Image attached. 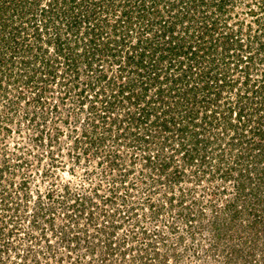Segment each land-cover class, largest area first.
<instances>
[{
    "label": "rangeland",
    "instance_id": "1",
    "mask_svg": "<svg viewBox=\"0 0 264 264\" xmlns=\"http://www.w3.org/2000/svg\"><path fill=\"white\" fill-rule=\"evenodd\" d=\"M0 1L7 5L0 16V189L9 194L6 202L0 201V264H264V176L257 174L263 173L264 161L255 170L249 167L251 185L246 164L233 169L228 180L224 176L241 151L232 143L242 130L238 108L246 104L253 129H258L259 119L264 126L263 0H228L222 13L218 0L196 1L220 22L222 32H233L241 40L229 54L217 48V55L231 56L235 66L234 61L241 60L228 80L237 82L235 90H223L218 109L234 108L237 114L228 121L238 126L235 131L222 118L218 126H200L204 115H199V126L190 123L187 136L196 133V139L201 138L198 147L206 162L199 158L187 167L175 153V164L163 175L144 161L148 152L135 150L140 145L129 134L148 131L143 125L135 128L132 120L143 114L144 103L136 106L120 95L109 111L104 106L119 84L134 75L123 73L117 82L120 65L147 51L148 44L166 43L157 36L161 24L176 23L183 0H157L159 16L142 13L138 0H81L85 3L76 11L85 21L81 31L70 30L62 0L56 8L54 0H35L37 7L27 6L20 14L13 0ZM144 1L154 6L152 0ZM174 3L178 6L169 14ZM114 4L116 16L108 11ZM129 10V27L122 22L115 32L116 20ZM200 15L183 23L191 33ZM184 30L178 24L175 34ZM93 32L99 39L96 46L89 42ZM115 41L121 43L120 65L102 52L105 43L114 48ZM68 58L76 66L71 72ZM247 76L252 87L249 99L242 101ZM248 136L254 138L253 133ZM196 139L190 143L187 137L189 147L194 148ZM159 143L149 150L152 158L172 155L173 149H162ZM116 158L123 166L112 171ZM175 165L184 171L180 179L172 176ZM126 170H133L129 179ZM240 184L246 188L241 197ZM53 190L54 199L47 198ZM49 217L55 220L52 224Z\"/></svg>",
    "mask_w": 264,
    "mask_h": 264
},
{
    "label": "trees",
    "instance_id": "2",
    "mask_svg": "<svg viewBox=\"0 0 264 264\" xmlns=\"http://www.w3.org/2000/svg\"><path fill=\"white\" fill-rule=\"evenodd\" d=\"M36 1L33 0L32 4H29L30 0H13V7H15L14 11L17 10V12L20 14L19 10H24L27 6L33 5L37 7L38 5ZM54 1L55 3L57 2V4H55L56 8L58 7L60 0ZM138 1L140 2V4L137 5L138 8L139 6H141L140 8L142 9V13H153L156 16H159L161 14V12H159L157 8V0H152L154 6L151 7H148L144 0ZM196 1L198 0H193V2L191 0H183L180 3L182 12H177L178 14L176 13V23L174 25H167L168 22L161 24L162 32L157 36L160 37V39H167L165 44H160L162 46H165L164 48H160V45L158 46V44L156 43L148 44L147 46H149V49L147 51H140V53L137 52L135 55L129 56L124 62V66H122V64L120 65L123 57L118 54L121 53V51L118 49L121 43H119V41H115L116 46L114 45V48H111L109 46L110 42H107L105 44L103 42L105 47H107V49L105 47L102 48V52H104L103 54L105 55V57L108 58V60L114 61L113 63L116 62L120 65V75H118V80L116 81L118 82L121 79H124L123 73L131 72L132 74H134L127 83L123 82L124 84H119V91L116 93L113 92L112 96H110V100L106 102L108 106H104V111H109V109L114 106L115 101L120 95L123 97V100L127 99L129 102L134 103L136 106L140 105L142 102L144 103V107L142 109L143 114H140L139 118H137L136 116L133 117L132 120L134 121L133 123H135V128L143 125V127L147 128L148 133L146 132L143 136L138 135L137 133L129 132V134L135 137V144L140 145L136 147L137 149L135 150L145 149L148 152V155L146 156V158H144V161H146L149 166L152 165L153 169H157V171L159 170L158 172L160 173V175H163L164 173L167 174L170 168L173 167V165L175 164L174 160L176 158L175 153H180L182 155L184 166L187 167L194 164L199 158L202 159V162H206L205 155H202L200 153V149L198 147V144L202 141L201 138L196 139V137L198 136V134L196 133L187 136L188 130L191 127L190 123L193 124V127L199 126V122L197 120V117L199 115H204V122H202V124L200 123V126L207 123L210 125H215L216 123V125L218 126L220 125L219 119L222 118L223 120H225V122H227L229 118L236 113L234 112V108H229L228 110L222 109L219 111L218 109H221L219 101L222 98L223 90H235L234 86L237 85V82L235 81L234 83H230V81L228 80H231L233 73L239 69V66L237 64L240 63L241 60L240 58L236 60L234 59V62L236 64L235 66L233 63H231L230 60V55L232 53L229 55L230 57H227V55L219 57L217 55V48L222 47L224 52L226 54H229L230 52L234 51V48H237L235 46L241 44V40L233 32H227L226 34L225 32H222V28L219 27L220 22L216 19H213V16L206 14L209 10H203V7L200 8L201 5L199 3L198 5ZM218 1L219 2H215L217 5V10L222 13V10L226 5V1L228 0ZM62 2L63 4L65 3L67 5L66 7L64 6L62 10L64 14H67L66 16L71 19V22L69 23L70 30L76 28L78 30L80 29L81 31L82 24L83 22L85 23V21H83L82 18L78 16L79 14H76V11L79 12L80 9L78 8L83 6L82 4L85 2H81V0H62ZM106 2L109 1L99 0L98 3L96 2V4H102ZM201 2L204 1L201 0ZM215 3H213V5H215ZM59 5H61V3ZM70 5L77 6V9L72 6L69 7ZM6 6V2L0 1V16L2 17L4 15ZM49 6H52V3H50ZM110 6L112 8L108 11H110L113 16H116V12H118V10L116 9L117 7L115 6V4L113 6ZM177 6L178 4H172L168 9V13H172ZM199 8L202 10H200ZM262 8L264 10V4ZM41 11L43 13H46V10L44 8H42ZM130 12V10L123 12V17L119 20H116L115 24L113 25L115 32L117 31L118 26L122 27V25L120 24L122 22L123 24H127V26L129 27L130 24L128 23V21L132 19ZM191 13H193L192 16ZM201 13L202 15L199 16V18L201 19L200 24L196 25L194 32L191 33L190 28L183 25V23H185L186 19L191 22L194 17H197V14ZM161 17L163 18V16ZM161 21L164 20H159V23H161ZM150 24L151 26L154 25V23ZM178 24H181V26L185 28V30L182 31V33L179 32L175 34V29ZM131 25H133V23H131ZM128 27L127 29H129ZM39 28L40 27L36 25L35 34L37 37L40 36ZM94 32L93 34L95 36L92 37L89 42L94 43V45L96 46L98 44V35ZM183 32L184 35H187V37L182 35ZM190 33L192 36H188V34ZM68 46H70V44H68ZM97 54L98 52L93 53V57L91 56L90 59L91 62L96 59ZM138 55H140L139 58ZM88 58L89 56L87 57V60ZM148 58L150 59L148 60ZM71 60V58H68L67 66L70 70L69 72L76 69V66L73 64L74 60ZM103 60H105V58H103ZM231 65L235 66V68H232ZM106 77L107 75L104 76V79ZM99 81H102V79H99ZM243 83H245L247 94L243 95L240 98L242 101H244V99H249V96L247 95L250 91L249 88L252 87L250 85V77L247 76L246 81ZM262 88L264 89V85L262 86ZM263 89L260 91L261 95L264 91ZM153 90L154 94H151ZM112 97L114 99L113 102L111 101ZM212 108H215L216 111L211 110ZM238 109V118L240 123L239 126H242V130L241 132H237V140H235V138H232V143L234 147L240 146L241 151L235 156V161L233 162L235 163V166H232V168H225L224 176L226 177V180H228L229 178L233 177L231 174L233 169L235 170L238 165L246 164L248 170L247 172H249L247 178L249 184L251 185L253 181L251 180V168L249 167L252 166V170H255L264 161V126L260 122L261 119H259L258 122L260 124L258 126V129H253V127L249 125L250 123L255 122L251 120L253 118L248 117L246 112V104H242ZM259 111L260 109H257V112ZM246 116L248 117V121L245 120ZM154 117L156 118L154 120H151ZM241 120L246 121V124L242 125ZM228 123L227 124L229 125V127H232L233 129H235V131H237L236 129L238 125L233 124L231 121H228ZM112 125L116 126L117 123H112ZM250 133H253L254 138L248 136V134ZM187 137L188 139L190 138V140L188 141L190 143H192L194 138L196 139V144L193 143V145L195 144L194 148L189 147V144L186 141ZM159 138H161L162 140H158ZM175 140L178 141L177 144L175 143ZM159 142H161V144ZM158 143L161 145L162 149H164L166 146H169L171 149H173L174 152L172 153V155L167 158V156H164L163 153H158L154 158H152L149 150L153 145H156L157 147ZM132 157L136 159L137 156L132 155ZM156 158L157 160H161L160 163H157ZM110 165V170L112 171H115V169L123 166V164H120V158H116L115 161L111 162ZM221 169L222 168L219 167L217 171H221ZM174 170V175L172 174V176L174 177V179H180V177L184 174V171H180L177 165L174 166ZM241 171L242 169L240 170V172ZM126 172L127 173L125 175V178L129 179V174L133 172V170H126ZM257 174L263 177L264 171L261 174ZM2 178L3 177L0 176V182H2ZM122 182L125 181H121L120 183ZM135 183L136 182H133L132 185H136ZM65 188L67 190L69 189L68 187ZM245 189L246 188L244 187V184H240L238 186V193L240 194V197L245 193ZM8 197V191L6 189H0V201L6 202L9 199ZM54 197V190L51 192L49 191L47 194V198L54 199ZM232 205L233 204H231V206ZM5 206H7V204H5ZM71 208H76V204H72ZM82 211L83 209L79 212L82 213ZM42 215L44 217L46 215L45 212L42 213ZM236 215L237 212H235V216ZM36 217H38V215ZM67 217L71 220L75 218L73 214H67ZM46 219H48L47 222L50 224L55 221L50 217ZM49 247L51 248V246ZM111 248L112 247H110V249Z\"/></svg>",
    "mask_w": 264,
    "mask_h": 264
}]
</instances>
